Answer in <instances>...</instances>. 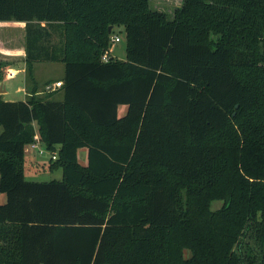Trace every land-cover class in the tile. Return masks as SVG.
I'll list each match as a JSON object with an SVG mask.
<instances>
[{"label": "trees", "instance_id": "16d2710c", "mask_svg": "<svg viewBox=\"0 0 264 264\" xmlns=\"http://www.w3.org/2000/svg\"><path fill=\"white\" fill-rule=\"evenodd\" d=\"M10 21L26 23L28 95L0 98V264H264V0H182L172 17L0 0ZM118 27L126 60L105 61ZM47 62L65 67L52 92ZM36 134L61 180H26Z\"/></svg>", "mask_w": 264, "mask_h": 264}, {"label": "rangeland", "instance_id": "374dc122", "mask_svg": "<svg viewBox=\"0 0 264 264\" xmlns=\"http://www.w3.org/2000/svg\"><path fill=\"white\" fill-rule=\"evenodd\" d=\"M151 8L154 10H160L163 12H166L169 17H172L174 15L175 10L181 5L182 0H169V2H163L162 0H152ZM162 6V8L157 7ZM5 29V28H3ZM119 36L120 41L119 42H110V50L112 51L111 56L117 57L121 60H126V33L124 27H118L115 29V33L113 37ZM64 64L63 63H43L40 65V67L36 70V76L39 78V87L42 89V86L47 81H55L56 78H60L64 76ZM5 70V69H4ZM0 76V86L2 89L6 88L8 89V94H3L0 98H2L5 101H18V100H24L25 96L21 93L15 94L14 89L17 85L22 83L24 81V77H21V80L18 79L14 82L12 85V91L9 89L11 86V81L7 80V71H3ZM25 80H26V73H25ZM39 89V90H40ZM58 92L53 94V96H57ZM45 96V95H43ZM47 97H45L46 99ZM126 106H120L119 109V115L125 114ZM31 151L25 149L26 156H31L33 154V158L31 157L30 161L26 159L27 164L26 165V171H25V178L28 181H35V182H47L51 180H61L63 177L62 169H50L52 166L51 164V158L53 154H58L57 151H50L46 148L45 144L43 142L39 143V149L42 150V152L39 151V149H33L29 148ZM78 157L79 162L83 165L87 164V148L79 149L78 151ZM56 168V167H54ZM0 201L2 203H5L6 196L1 195ZM219 204H216L218 206ZM187 253V252H186ZM188 254V253H187Z\"/></svg>", "mask_w": 264, "mask_h": 264}, {"label": "crops", "instance_id": "0c3cea01", "mask_svg": "<svg viewBox=\"0 0 264 264\" xmlns=\"http://www.w3.org/2000/svg\"><path fill=\"white\" fill-rule=\"evenodd\" d=\"M152 1V0H150ZM163 2H169V0H162ZM152 5V2H151ZM157 7V6H156ZM162 8V6L157 7ZM160 11V10H159ZM25 22H0V60H6L11 62L7 68V80L15 81L18 79L21 80V77H24V81L17 85L14 89L15 94H23L25 96L28 95V89L26 88V80H25V72H26V63L24 62L25 58ZM5 28V29H3ZM110 55L112 51L109 49ZM114 57V56H113ZM48 63V62H47ZM43 63H37L34 67L35 78L38 81L39 78L36 76V70L40 65ZM63 77L56 78L54 82L61 81ZM39 82V81H38ZM14 82L11 83V87L9 88L12 91V85ZM4 91V92H3ZM8 94L7 86L6 88L2 89L0 86V93ZM2 95H0L1 97ZM61 96V92H58L57 96L53 98L58 99ZM28 146L26 149L31 151ZM31 157L33 158V154L31 156H26V159L30 161ZM30 163H32L30 161ZM26 162L27 164H30Z\"/></svg>", "mask_w": 264, "mask_h": 264}, {"label": "built area", "instance_id": "2783aa9c", "mask_svg": "<svg viewBox=\"0 0 264 264\" xmlns=\"http://www.w3.org/2000/svg\"><path fill=\"white\" fill-rule=\"evenodd\" d=\"M112 42H119L120 41V38L119 36H115L113 37L112 36ZM109 55L110 53H106L104 56H103V60H108L109 58ZM62 86V81H57V82H53L51 84H47L45 86V91L46 92H52V91H55L57 90L58 88H60ZM41 142V139L39 138V135L36 134L35 135V142L31 145V148L33 149H39V143ZM40 152H42V150L39 149ZM53 160H56L57 159V155L56 154H53L52 158Z\"/></svg>", "mask_w": 264, "mask_h": 264}, {"label": "water", "instance_id": "95a60500", "mask_svg": "<svg viewBox=\"0 0 264 264\" xmlns=\"http://www.w3.org/2000/svg\"><path fill=\"white\" fill-rule=\"evenodd\" d=\"M109 30L111 31L112 30V27H110Z\"/></svg>", "mask_w": 264, "mask_h": 264}]
</instances>
